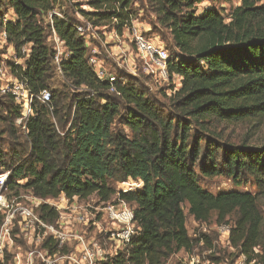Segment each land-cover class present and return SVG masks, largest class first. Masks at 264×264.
I'll return each mask as SVG.
<instances>
[{"label":"trees","instance_id":"1","mask_svg":"<svg viewBox=\"0 0 264 264\" xmlns=\"http://www.w3.org/2000/svg\"><path fill=\"white\" fill-rule=\"evenodd\" d=\"M64 1L95 26H111L123 35L132 28L140 0ZM145 1L170 32L176 50L168 70L178 75L179 85L172 87L169 114L132 81L118 78L120 94L110 92V83L100 80L89 63L86 37L76 29L77 14L62 9L61 0H0V33L5 30L8 45L25 57L23 65L7 61L12 73L34 95L51 92L49 103L35 98L26 131L15 122L20 106L0 93V121L10 126L5 131L10 151L0 148V162L10 158L6 188H23L43 200L95 195L107 203L118 195L134 205L135 234L101 264H165L181 250L214 248L207 234H189L184 204L200 223L215 216L218 224H230L229 245L249 261L264 264V254L257 251L264 226L258 197L214 193L199 182V175L238 180L247 174L264 186V144L224 139L231 126L264 127V2L241 0L225 15L214 7L200 12L204 0ZM82 2L90 10L82 9ZM56 9L62 16L50 18ZM7 10L13 14L4 23ZM53 30L67 52L61 58L67 91L51 89L57 71ZM19 133L24 139L20 149L12 144ZM128 179H140L142 189L118 192L110 185V180ZM37 211L48 223L59 218L48 203ZM3 219L0 212V226ZM43 247L58 248L49 241Z\"/></svg>","mask_w":264,"mask_h":264},{"label":"built area","instance_id":"2","mask_svg":"<svg viewBox=\"0 0 264 264\" xmlns=\"http://www.w3.org/2000/svg\"><path fill=\"white\" fill-rule=\"evenodd\" d=\"M54 14L62 16V13L56 9L50 13V18ZM76 14L81 20L76 25V29L86 37L90 65L100 80L110 83L111 93L120 94L117 88V75L106 66L102 48L93 44L95 38L93 32L101 27L95 26L81 12L76 11ZM8 17L7 14L4 23L8 21ZM115 35L118 39L120 38L117 33ZM1 38L2 42L7 44L8 52L12 51L11 60L13 63L16 66L23 65L25 57H18L13 46L8 45L5 30L1 32ZM51 38L55 42L54 60L57 71L63 76L61 58L65 51L64 44L54 30ZM132 44L135 46V50L132 51L133 56L135 57L137 53L140 54L144 61L152 65L154 74L167 80L178 79L177 74L172 76L169 74V51L160 39L134 29ZM23 52H28L27 46L23 48ZM0 93L11 95L15 103L20 106L21 114L15 122L25 131L28 120L34 115L33 102L35 98L44 103L51 101V92L47 89L38 95L32 94L26 82L12 73L11 65L5 60L0 61ZM9 174L10 171L0 172V188L6 187ZM66 199L68 203L62 211H59L60 207L53 206L59 212V218L55 223H48L41 219L35 208H31L29 205L15 206L14 202L10 204L7 198L0 195V212L4 215L0 226V262L6 264L5 250L11 245V233L16 227L17 217H20L21 222L29 229L27 236L31 238L34 248L27 251L26 254L16 257V264H58L59 262L62 264L65 262L68 264H101L117 253L119 249H123L135 234V212L126 202L89 204L80 203L78 199ZM102 221L109 226L105 234L110 242V250L114 253H110V250L103 246L95 235V229ZM230 233V224H221L218 227L220 242L230 244ZM46 241L56 243L57 250L51 252L49 248H44L43 244ZM198 263L199 259L193 256L190 264ZM235 264H256V260L249 261L247 256L242 254Z\"/></svg>","mask_w":264,"mask_h":264},{"label":"rangeland","instance_id":"3","mask_svg":"<svg viewBox=\"0 0 264 264\" xmlns=\"http://www.w3.org/2000/svg\"><path fill=\"white\" fill-rule=\"evenodd\" d=\"M262 2H264V0H262ZM82 3V9L90 10L89 6H87L84 2ZM240 3L241 0H204L199 5V11L201 12L203 8L214 7L223 11L226 15L233 7L239 5ZM60 5L62 9H66L69 12H73L75 8L72 3L64 0H61ZM134 8L136 11V18L133 21L132 30L129 28L125 29L124 34L119 35L120 38L118 39L115 35L117 32L114 28L111 26L101 27L99 30L93 32L95 37L93 39V44L102 48L103 57L106 59V66L117 75V79L119 78L123 79L125 82L132 81L133 83H136L140 88L147 92L148 96L161 107L165 114H169V97L173 93V85L178 87L179 80H167L154 74L152 71V65L149 62L144 61L140 54L137 53L135 57L133 56L132 51L135 50V46L132 44L133 30L136 29L138 32L153 35L158 39H161L169 51V57H173L176 50L173 47L170 32L157 22V18L150 10L148 3L145 0H140L135 3ZM7 14L9 17H12V10H7ZM74 15H76L75 11ZM77 19L79 22L81 21L78 16ZM50 41H53L55 47L53 38H51ZM107 50H109V52H107ZM8 51V46L2 42L0 33V61H8L12 59V51ZM63 54L66 56L67 52ZM65 85H67V83L65 82L63 76L58 71H55L51 89H64L67 91L68 86L66 87ZM68 91H71L70 87L68 88ZM6 129L8 131L10 130L9 123L6 121H0V148L5 153L10 151L8 143L10 135L8 132H5ZM226 138H229L232 143H240L247 139L251 145H262L264 144V127L254 131L252 130L251 124L250 127L246 124L236 125L235 127L231 126L225 132L224 139ZM19 143H24V139L20 133L18 139L15 138L12 140L13 146L18 147V149H20L18 146ZM8 157L9 156L5 157L2 162H0V172H7L8 166L10 165V158ZM199 182L204 189L214 193L222 191H239L249 192L256 195L258 197L259 209L264 217V186L258 185L251 176L244 174L238 180H235L227 175H218L212 178L199 175ZM110 185L118 192H127L141 190L143 182L140 179H128L127 181L121 182L117 180H110ZM0 195L7 198L10 204L14 202L15 206L29 205L31 208H35V210H38L41 204L48 203L52 206L60 207L59 211H62L68 203L65 197L47 200L38 199L31 191L19 187L15 188V190H10L4 186L3 188H0ZM79 202L89 204L104 203L100 202L95 195L85 200H79ZM118 202H121V200L118 199V195L113 196L109 201V203ZM131 206L132 208L134 207V205ZM184 210L187 215V227L189 234L192 237L200 236L203 233L207 234L213 240L215 244L214 248L199 245L191 252L181 250L180 252L172 255L165 264H190L193 256L196 257V259H199L198 264H233V261H236L242 255L238 254L236 249L231 245L220 242L218 236V227L220 224L216 222L215 216H213L208 222L200 223L188 213V204H184ZM230 218L231 220L234 219V217ZM24 225L25 224L21 222L20 217H17L16 227L11 233V245L5 250L6 252L4 256L6 264H16V257L24 255L27 251L34 248L31 238L27 236L29 229ZM108 227V224L102 221L95 229V235L98 237L100 243L110 250V242L108 241V238L105 237ZM262 232V243L257 247V251L264 254V226L262 228ZM110 253L114 252L110 250ZM58 264L62 263L59 262ZM64 264H68V262H65ZM256 264L263 263L256 261Z\"/></svg>","mask_w":264,"mask_h":264}]
</instances>
